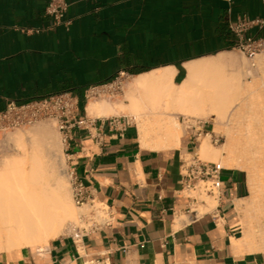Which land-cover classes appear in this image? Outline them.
<instances>
[{
    "label": "crops",
    "instance_id": "1",
    "mask_svg": "<svg viewBox=\"0 0 264 264\" xmlns=\"http://www.w3.org/2000/svg\"><path fill=\"white\" fill-rule=\"evenodd\" d=\"M46 1L0 0V109L7 98L61 91L84 103L83 88L119 70L129 73L128 83L172 67L178 83L186 63L225 55L234 41L229 24L238 17H264V0H233L230 12L225 0H70V23L54 25ZM248 33L264 35V26ZM96 118L99 124L104 117ZM103 132L98 144L76 129L65 158L110 206L111 225L79 242L63 234L43 250L2 252L0 264H264V216L244 226L236 208L248 192L242 170H222L218 208L188 214L179 164L190 140L183 148L152 149L141 146L138 127L123 136L109 135L106 125Z\"/></svg>",
    "mask_w": 264,
    "mask_h": 264
},
{
    "label": "bare ground",
    "instance_id": "2",
    "mask_svg": "<svg viewBox=\"0 0 264 264\" xmlns=\"http://www.w3.org/2000/svg\"><path fill=\"white\" fill-rule=\"evenodd\" d=\"M259 64L264 70V59ZM185 69L186 75L178 83L174 82L172 67L133 76L127 83V104L90 100L86 112L107 117L128 110L137 120L138 140L143 148H177L183 125L186 127L179 121L180 115L206 117L214 125L212 132L223 128L226 142L220 147L225 153L221 166L247 172L249 195L236 205L244 216L257 206L263 192L264 99L254 98L258 85L241 79L242 65L229 54L186 63ZM47 129V125L41 124L35 131L44 134ZM206 135L210 138L211 132L198 137V144L205 138L198 151L203 158L218 160L220 149L213 147ZM9 137L18 147L21 145L20 134L11 132ZM47 137L42 138L46 144ZM57 157L63 163L60 152ZM20 159H3L0 168V251L7 253L32 247L42 250L51 238L59 236L65 225L76 221V209L79 212L54 162L46 164L33 159L27 164ZM214 201L193 208L192 214L212 209ZM186 218L179 216L180 220Z\"/></svg>",
    "mask_w": 264,
    "mask_h": 264
},
{
    "label": "built area",
    "instance_id": "3",
    "mask_svg": "<svg viewBox=\"0 0 264 264\" xmlns=\"http://www.w3.org/2000/svg\"><path fill=\"white\" fill-rule=\"evenodd\" d=\"M225 1L227 11L230 12L233 0ZM70 3V0L46 1L45 13L53 19L54 25L70 23V20L65 19ZM263 26L264 17L241 16L235 23L229 24L234 36L232 47L246 56L253 66L257 58L264 56V35L250 34L248 31L253 27ZM128 77L127 71L119 70L109 80L90 84L83 88L82 100L87 103L93 98L112 97L122 91ZM82 110L86 111L85 104L81 106L79 96L71 91H61L22 101L7 98L3 108L0 109V131L23 127L42 119H52L59 132L63 152L66 155L70 149L69 141L73 139V132L76 129H84L87 135L98 144L104 141V125L107 126L109 135L123 136L131 126L137 130L134 119L129 115L120 114L99 118L100 122L96 124L97 118L87 117L85 113L81 114ZM182 122L189 134L188 139L194 137L197 141L203 132L204 122L195 117L184 118L183 116ZM196 126L198 133H190V129ZM190 143L193 144V141ZM187 155L180 156L179 164L180 191L189 201L184 209L185 212L190 214L199 202L205 203L204 200H199L192 194L196 190L213 197L216 200L213 209L218 208L225 194V182L222 179L224 167L219 162L199 158L195 152H187ZM64 172L69 180L72 202L79 209L76 221L70 223L66 231L74 242H79L82 237L110 226L113 215L108 204L93 196L91 185L83 182L72 165L67 163ZM91 262L92 260L86 261L87 264Z\"/></svg>",
    "mask_w": 264,
    "mask_h": 264
},
{
    "label": "rangeland",
    "instance_id": "4",
    "mask_svg": "<svg viewBox=\"0 0 264 264\" xmlns=\"http://www.w3.org/2000/svg\"><path fill=\"white\" fill-rule=\"evenodd\" d=\"M224 53L226 55L229 54V55L233 56L237 62L241 63L242 68H243V75H242L241 79L243 81L245 80L246 82H249V83L253 82V83H255L256 86L258 85L259 88L256 90L257 92L255 93L254 98L255 99H257V98L264 99V82H262V80L264 81V76H263L264 70H262V68L259 67L260 66L259 63L261 62V59H264V56H261L263 58H260V59L257 58L255 61V65L253 66V65H251L249 59L246 56H244L240 51H238L237 49H235L233 47L228 48L227 51ZM245 71L246 72L249 71L248 76H247ZM260 76H262V77H260ZM243 77H244V79H243ZM126 83L127 82L125 81L123 88H122V91H120L118 94H116L112 97L93 98L90 100L91 101H102V100L104 101L105 100L108 102H112V103L117 102V103H121V104L125 105L128 103V99H127L128 96L126 93L127 92L126 91ZM260 84H261V87H260ZM127 111L128 110H124L123 113H121V114H126V115L133 117L134 121L136 122L137 120L135 119V116L130 114L129 111H128L129 112L128 113ZM195 118H198L202 122H204V125L202 126L203 132H202L201 136L204 135V133H206V132H211L210 138L207 135L205 137H206V139H208V142L213 147H215L216 149H220L219 151L221 153L220 154L221 157H219V159L215 160L214 162L221 163L220 162L221 159L225 156L223 149L220 148L222 146V144L223 143L225 144V142H226L225 131L222 128V129H217V130L212 132V129H214V125H213L212 121H210L209 119H207L206 117H203L201 115H198ZM179 121L182 124H184L182 122V116L181 115L179 116ZM41 124L48 126V129L45 131L44 134L37 133L35 131V128ZM136 125H137V122H136ZM182 129H183V137L181 139V144L177 148H183V146H185L186 141L189 140L188 139L189 134L187 132L186 127L184 129V125H183ZM11 132H14L15 134L18 133L21 135V137H22L21 141L22 142H21V145H19V147L17 144H15V142L13 140L10 139L9 133H11ZM180 132H182V130H180ZM189 132L190 133H194V132L198 133L197 126L195 128H191ZM45 135H47L48 137ZM44 136L47 137V140L49 141L48 144H46L44 141H42L43 140L42 138H45ZM180 137H181V135H180ZM203 140H205L204 137L200 140L199 144H201V142ZM190 141H193V144L189 143V145L191 146V149H189L188 152H195L197 154V156L203 160L213 161V160L203 158L200 155V153L198 151V147H199L198 140L196 141L194 139V137H192V139H190ZM197 144H198V146H197ZM196 146H197V148H196ZM58 149H59V151H58ZM62 149H63V146L60 142V135H59V132L57 131V128L55 126V122L52 119H42V120H39L33 124L26 125L23 127L0 131V168H1V164H2L1 161H3V159H11V157H16L17 160H19L21 157H24V159L23 158L22 159L27 164L31 163L33 159H35V160L40 159L39 161L46 163V164L50 163V162H54L55 163V169L60 172L61 176L63 177V179L65 181L64 185L68 188V191L70 193L69 180H68V178L64 172L67 163H66L65 154L63 153ZM58 152H60L61 155H63V163H59V161H58V157H57ZM183 155L188 156L187 152L185 150H183ZM26 157H27V159H26ZM35 157H37V158H35ZM13 159H15V158H13ZM23 160L20 159V161H23ZM46 164H45V166H46ZM242 172L244 174V177H245L246 183H247V172L243 171V170H242ZM261 189L263 192L261 191L262 193L260 194V198L258 200L259 203H257V206L253 207V210L248 211L246 214H244V216L241 213H239V215H240L239 220L244 226H246L247 224L248 225L258 224L263 219V216H264V185H262ZM192 194L195 195L199 200L200 199L204 200L206 204L209 201L215 200L211 196H208L207 194L203 193V191L196 190ZM248 195H249V191L247 192V196ZM246 197L242 198V199H246ZM242 199L236 201V205L242 203V201H243ZM214 203L216 205V200L214 201ZM201 205L202 204L199 202L196 205V207L201 208ZM209 210H211V208H209ZM76 211L78 213L77 209H76ZM66 229H67V227L65 225L64 230L59 235L67 234ZM30 249L39 250L36 247H32ZM2 252H6V251H0V253H2Z\"/></svg>",
    "mask_w": 264,
    "mask_h": 264
},
{
    "label": "trees",
    "instance_id": "5",
    "mask_svg": "<svg viewBox=\"0 0 264 264\" xmlns=\"http://www.w3.org/2000/svg\"><path fill=\"white\" fill-rule=\"evenodd\" d=\"M81 106H84V103H81Z\"/></svg>",
    "mask_w": 264,
    "mask_h": 264
}]
</instances>
